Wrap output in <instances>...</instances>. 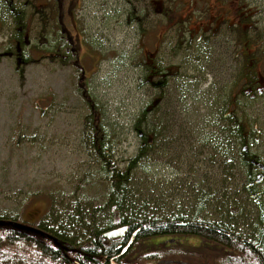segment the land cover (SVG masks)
<instances>
[{
  "label": "rangeland",
  "instance_id": "1",
  "mask_svg": "<svg viewBox=\"0 0 264 264\" xmlns=\"http://www.w3.org/2000/svg\"><path fill=\"white\" fill-rule=\"evenodd\" d=\"M40 14L32 23L31 45L49 49L54 42L52 22L39 20ZM15 15L0 7V216L35 225L44 220L75 238L107 229L111 225L110 187L84 132L86 106L77 92L82 71L79 66L78 73L71 65L39 59L47 54L39 47H27L32 58L39 59L27 64L3 54L10 48L7 36L14 29ZM86 24L97 30L92 31V38L99 42L104 22L98 16L87 17ZM127 26L124 23L122 30L106 37L105 44L117 46L120 52L108 54L101 65H80L89 79V90L102 104L110 132L116 134L114 151L122 166L138 152L139 118L145 128L158 120L167 122L166 143L151 150L135 171L125 218L198 216L244 236H257L264 193L259 200L251 197L245 170L238 163L241 148L220 141L219 130L225 124L222 114L228 110L220 102L224 89L214 91L212 75L206 76L204 65H185L157 112L142 117L156 92L147 81L146 65L131 63L135 37ZM57 48L64 55L67 47L60 44ZM244 110L259 133L253 150L264 162V97L246 102ZM20 127L25 134L18 140ZM35 193L43 197L25 205L26 198ZM167 240L187 245V250L202 242L198 235H156L138 241L130 254L157 250ZM202 247L197 257L164 249L157 255L208 262L212 256Z\"/></svg>",
  "mask_w": 264,
  "mask_h": 264
},
{
  "label": "flooded vegetation",
  "instance_id": "2",
  "mask_svg": "<svg viewBox=\"0 0 264 264\" xmlns=\"http://www.w3.org/2000/svg\"><path fill=\"white\" fill-rule=\"evenodd\" d=\"M17 2L26 10L19 9ZM0 7L16 13L14 29L7 36L10 48L3 54L18 64L50 58L74 71L86 62L101 65L108 54L120 52L117 46L105 44L106 37L126 23L135 37L132 65H146L148 82L163 79L166 97L185 65H204L206 76L212 75L214 91L225 90L220 93L229 99L225 115L234 116L236 98L254 102L264 97V0H0ZM39 14V20L52 22L54 42L49 49L31 45L32 23ZM97 16L104 22L99 42L92 38L97 30L86 24L87 17ZM21 35L29 48L39 47L47 54L33 59L25 48L15 56L18 42L11 38ZM60 44L67 47L64 55L57 48ZM26 53L30 60L24 58ZM81 71L85 75L84 67ZM219 81L225 83L217 88ZM169 241L175 240H167L157 250L186 251L184 244Z\"/></svg>",
  "mask_w": 264,
  "mask_h": 264
},
{
  "label": "trees",
  "instance_id": "3",
  "mask_svg": "<svg viewBox=\"0 0 264 264\" xmlns=\"http://www.w3.org/2000/svg\"><path fill=\"white\" fill-rule=\"evenodd\" d=\"M11 41L12 43L18 42L15 44L14 55L20 56V51L27 48V38H23L22 35L15 36L11 38ZM24 58L31 59L28 53ZM80 69L83 68L80 67ZM76 72H78L77 68ZM84 76L79 73V83L77 84V92L83 98L86 106L83 118L84 132L89 138V144L109 182L107 205L111 213V225L107 229L90 230V234L85 237L75 238L45 224L44 220L35 225L22 222L17 217L0 216V220L6 221L4 225H0V264H148L160 259L157 250H150L148 253L134 257L130 254L132 246L146 237L178 234L198 235L202 239V246L207 244L211 247L201 246L212 256L208 257V262L200 258H185L186 261L193 264H264V207L262 206L260 222L255 227L257 231L255 237L244 236L221 222H214L198 216L169 218L132 216L125 218L124 214L129 209L127 204L131 194L129 186L133 182L135 171L140 161L151 150L158 149L160 143H166L167 122L158 120L145 128L141 126L143 118H139L136 124V130L141 140L138 152L122 166V161L117 158L114 151L116 134L110 132L109 125L105 121L102 104L89 90V79L87 80ZM83 79L85 83H82ZM154 86L153 89L156 93L153 95L151 103L143 110L142 117L157 112L165 101L166 82L164 83L163 79H156ZM220 102L225 105V108H228L229 99L227 96L222 97ZM246 102L249 101L236 98L234 116L222 114L225 124L221 126L219 135L222 143L225 142L228 145L231 142L241 148L238 163L240 167H243L247 176L246 191L252 198L259 200V197H262L264 193L261 189V185L264 183V172H262L261 166L264 165V162L260 155L253 150L256 141L259 140V133L253 123L246 118L244 110ZM16 132L18 140L25 134L23 127L18 128ZM41 196L39 193L28 196L25 205L41 199ZM261 204L263 205V203ZM49 208H52V203ZM14 222L33 227L36 231L20 229L14 225ZM123 225H128L124 236L108 238L104 235L106 230ZM201 247L197 249L191 247L186 252L197 257Z\"/></svg>",
  "mask_w": 264,
  "mask_h": 264
},
{
  "label": "water",
  "instance_id": "4",
  "mask_svg": "<svg viewBox=\"0 0 264 264\" xmlns=\"http://www.w3.org/2000/svg\"><path fill=\"white\" fill-rule=\"evenodd\" d=\"M5 223H6L5 220H0V225H4ZM14 225L20 229H27V230L36 231V229L33 227L25 226V225H22V224L17 223V222H14ZM127 230H128V226L124 225V226H120V227L110 229V230L106 231L104 233V235L108 238H118V237L124 236L125 233L127 232ZM158 264H190V263L185 262V261H181V260H160L158 262Z\"/></svg>",
  "mask_w": 264,
  "mask_h": 264
}]
</instances>
